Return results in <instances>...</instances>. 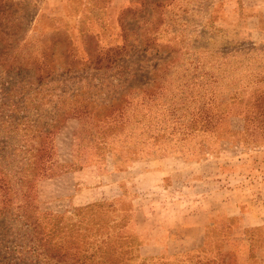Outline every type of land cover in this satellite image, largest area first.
I'll return each instance as SVG.
<instances>
[{
	"label": "rangeland",
	"instance_id": "rangeland-1",
	"mask_svg": "<svg viewBox=\"0 0 264 264\" xmlns=\"http://www.w3.org/2000/svg\"><path fill=\"white\" fill-rule=\"evenodd\" d=\"M14 1L0 264H264V0Z\"/></svg>",
	"mask_w": 264,
	"mask_h": 264
},
{
	"label": "trees",
	"instance_id": "trees-1",
	"mask_svg": "<svg viewBox=\"0 0 264 264\" xmlns=\"http://www.w3.org/2000/svg\"><path fill=\"white\" fill-rule=\"evenodd\" d=\"M17 3L14 0H0V49L2 52L0 53V56H3L4 52L8 53V57H12L15 55L16 50L18 49V46L20 44L19 37L17 36ZM17 20V21H16ZM16 28V30H14ZM19 35V34H18ZM90 38L86 37L85 40V51L88 54V58L90 63H94L97 67H105L108 68L111 64L114 63L118 59V57H121L126 53L125 51V45H123L120 50H108L105 53H102L100 50L96 51L95 45L93 47H89L87 45V41H90ZM91 42V41H90ZM65 51V52H64ZM110 51H113L110 53ZM39 53L38 56H35L32 58L31 66L36 69L40 74H50L52 71H57L63 66L64 73H69L71 70H73L76 66V64H82L77 63L72 58V54L69 50L68 45H65V49L63 50L62 54L60 53L59 56L55 57V43L49 45V46H42L40 49L36 51ZM16 57L15 56V62L11 63L10 66H12L14 63L16 64ZM31 58V57H29ZM58 59H61L63 61L62 65H59ZM27 63H17V66H19V69H22V66H26ZM28 69L29 67H25ZM61 70V69H60ZM63 71V70H62ZM63 73V72H62ZM44 74V75H45ZM46 75V76H48ZM44 79V78H43ZM73 111H76L73 109ZM260 113H263L262 111ZM84 114V115H83ZM256 114V113H255ZM200 116L203 115H199ZM81 117H86L85 113H81ZM2 146V144H1ZM3 150H0V214H5L4 212H8V209H2L5 208V204L7 203L8 199V188H7V181H6V172L2 170V162L5 160V157H3ZM39 159H44V154L40 153ZM43 160L40 162H37V165L39 163H42ZM40 171H37V173L33 174V178L36 175H40ZM32 182V180H31ZM218 259L222 262V264H229L228 261L226 262L225 259L227 257V254L225 255H217Z\"/></svg>",
	"mask_w": 264,
	"mask_h": 264
}]
</instances>
